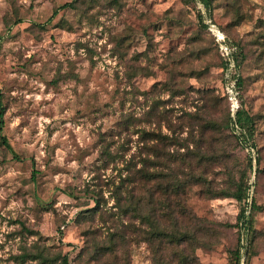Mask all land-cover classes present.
Masks as SVG:
<instances>
[{
	"label": "rangeland",
	"instance_id": "rangeland-1",
	"mask_svg": "<svg viewBox=\"0 0 264 264\" xmlns=\"http://www.w3.org/2000/svg\"><path fill=\"white\" fill-rule=\"evenodd\" d=\"M0 93V264H233L244 177L264 264V0H0Z\"/></svg>",
	"mask_w": 264,
	"mask_h": 264
},
{
	"label": "trees",
	"instance_id": "trees-1",
	"mask_svg": "<svg viewBox=\"0 0 264 264\" xmlns=\"http://www.w3.org/2000/svg\"><path fill=\"white\" fill-rule=\"evenodd\" d=\"M203 4L205 6H208L209 4V0H202ZM67 7H73L72 3L70 4H65L60 8H67ZM56 12V11H55ZM54 12V14H55ZM4 113H5V108L3 105V96L0 93V130H2L3 126H4ZM243 113L242 112H238L237 115V119L236 122L238 124V126L240 127L239 129L242 130L241 133V138L242 141L244 143L249 142V140L252 138V130L251 129H246L244 127V124L246 122H243ZM146 135H151L152 138H155V135L153 134H146ZM0 143L1 145L5 148L6 151H8L10 154H12L13 158H17L15 152L12 150L11 146L9 145L8 141L6 140V138L4 136L0 137ZM251 149H255V146L252 145V143L249 145ZM256 160V164L258 165V157L255 158ZM248 167L252 168V159L249 158L248 159ZM135 175L139 178L140 174L142 178H146V180L151 181L154 177H156V175L153 174H146L143 172L142 168L141 169H137L135 170ZM34 177V175H33ZM134 177V175H133ZM192 180L195 181H199L200 179L199 177H195V176H191ZM245 179V177H244ZM244 179H241L240 182L237 184L236 190L233 191L232 193H213L211 194V196L213 198L219 197V196H224V197H231L233 198L238 204H239V212L238 215L236 217V228H237V232H238V249H236L233 254H234V263L233 264H242V259L244 257H246V259L248 258V254H249V249H250V245L252 244V240H253V227H252V214L256 209H259L256 206V203L254 202L253 197L251 196V200H249L250 198V185H248V182L245 181ZM191 182V181H190ZM189 182H180L178 181L177 183L173 184L172 187L174 189V193L179 194V193H183L182 187L187 186ZM171 185V184H169ZM254 186V184H253ZM251 186V188L253 187ZM167 188V187H166ZM221 194V195H220ZM224 194H229V195H224ZM151 218V217H150ZM141 219L147 220L149 227H150V240L154 239L155 237H165L168 239L169 243H174L175 245L179 246L182 242H186L187 244H190L193 239V235L189 234V233H184V232H176V233H166L163 230H160L157 225H155L154 222H151L149 220L148 217H143ZM153 220H155L153 218ZM22 229L27 233V234H34V231L28 230L25 227H22ZM31 255L29 254H25L20 258L21 261H24L26 258H33V260L39 259L40 260V264H45L44 262H46V259L44 257L43 254H37L36 257H30ZM246 263V261H245ZM61 264H67L66 258L63 257L61 259Z\"/></svg>",
	"mask_w": 264,
	"mask_h": 264
},
{
	"label": "built area",
	"instance_id": "built-area-1",
	"mask_svg": "<svg viewBox=\"0 0 264 264\" xmlns=\"http://www.w3.org/2000/svg\"><path fill=\"white\" fill-rule=\"evenodd\" d=\"M218 46L220 50V55L225 61L226 65L228 66V69H233L235 66V59H234V49L229 47L225 41L224 37H220L219 35H216ZM226 94L228 97V101L230 103V107L232 109V113L236 112V109L238 108L237 99L235 97V89L234 85L232 83H229L226 87ZM251 198V196H250Z\"/></svg>",
	"mask_w": 264,
	"mask_h": 264
}]
</instances>
